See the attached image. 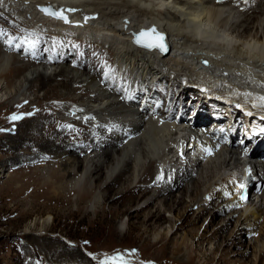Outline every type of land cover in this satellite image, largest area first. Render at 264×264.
<instances>
[{"label": "bare ground", "instance_id": "1", "mask_svg": "<svg viewBox=\"0 0 264 264\" xmlns=\"http://www.w3.org/2000/svg\"><path fill=\"white\" fill-rule=\"evenodd\" d=\"M5 2L14 5L20 14L0 12V40L5 38L7 42L0 45V125L8 126L0 128L5 133L0 134V146L13 148L12 153L28 149L29 157L33 156L30 163L39 157L67 156L51 166L44 164V168L43 162L31 163L21 175L17 172L6 176V170L0 168V178L9 180L7 200L15 203L13 212L21 211L24 217L35 206L48 211L56 206L61 211L84 212L94 218L106 213L123 214L129 226H137L148 235L145 250L167 254L179 251L171 234L200 221L216 208L209 223L186 230L185 239L198 238V247L203 246L210 227L226 215L220 220L225 225L212 234L217 241L225 239L220 233H225L236 218L237 232L231 233L233 241L228 245L239 247L247 235H253L256 258L252 262L238 258L230 263L264 264V246H259L264 235V164L251 159L252 177L263 185L256 192L257 201L241 202L235 177V169L241 165L242 141L264 147V117L241 111L208 90L184 87L186 80L200 78L210 89L217 83L216 88L230 97L250 96L248 87L264 90V0ZM40 6H53L67 14L71 23L80 25H64L49 18L37 9ZM33 17L38 25L33 21L27 24V18ZM4 23L10 29L4 30ZM141 28L163 33L170 52L163 55L135 46L131 32ZM17 37H23L25 47H30L24 56L9 53ZM69 41H78L77 49L70 48ZM90 46L100 52L93 61L92 55H83ZM21 76L22 80L16 81ZM165 83L174 88L163 100L167 91L161 88ZM40 90L43 97L36 94ZM79 94L85 100L79 101ZM187 97L191 103H187ZM161 100L165 101L162 107ZM20 106L24 113H15ZM14 113L17 119L12 120ZM159 116L168 122L183 118V125L186 119L194 125L214 118V127L223 123L217 133L227 132L238 144L226 147L208 162L200 157L189 161L186 142L197 141L199 130L183 132L181 140L177 137L180 130L176 131L171 123H158ZM83 155L86 157L82 159ZM19 158L15 155L11 159ZM2 189L0 202L4 201ZM26 205L30 209L21 210ZM167 212L175 214L169 227ZM194 213L197 215L193 221ZM50 215L33 241L30 236L38 224L28 226L23 234L29 237L27 246L46 237ZM258 227L259 234L255 231ZM218 246L221 249L222 244ZM218 251L216 248L209 256L204 254L208 257L203 264L212 263ZM247 254L241 252V256ZM65 256L78 258L69 251ZM195 257L187 264H194Z\"/></svg>", "mask_w": 264, "mask_h": 264}, {"label": "rangeland", "instance_id": "2", "mask_svg": "<svg viewBox=\"0 0 264 264\" xmlns=\"http://www.w3.org/2000/svg\"><path fill=\"white\" fill-rule=\"evenodd\" d=\"M5 1H3L4 3L2 2V4L0 5V7L2 8V6L5 4V7H3L2 9L0 8V12L8 16L10 14L19 16L20 13L15 9V6H8L7 2ZM7 7L8 9H6ZM9 9L11 11H9ZM5 11L8 13H5ZM32 21L34 22V17L27 18V24H32ZM33 24L38 25V22L36 23L35 21ZM3 28L4 30L10 29V26H7L4 23ZM4 39L5 38H1L0 45L7 43ZM50 40L56 45L60 44V41L56 39L50 38ZM24 41L25 39H23V37H17V39H15V43L13 44V50H9V53L12 52L16 54H22L24 56L25 52L30 50V47H25ZM75 42L76 43H74L73 41H69V47L77 49L78 41ZM14 47L16 49H14ZM85 53L83 54L84 56H87L89 54L92 55L93 61L99 55L100 52L97 47L90 46L87 48ZM47 55L48 53H46L45 51L44 56ZM71 58H73V56H71L70 59ZM88 63H90V60H85V64L88 65ZM57 65L58 64L55 65V68ZM26 74H28V72H26ZM23 77L24 76H21L19 80L16 81L22 80ZM53 83H56V81ZM216 84L217 83H213V85H211L213 86V88L210 89L209 86L202 83L200 78H194L190 79L189 81L186 80L184 87L192 91L208 90L215 96L219 95L220 100H223V102L227 104L233 103L241 111H244L246 113L250 112L248 114H252L258 117H264V101L259 99L260 97H264V91L258 92L259 90H254L252 89L253 87L249 88L247 86L248 89L252 92L250 96L246 95L245 97H230L229 94H226L225 92H222L218 88H216ZM173 88L174 87L172 85H168V83H165V86L162 85L161 89L163 91H167L166 93L164 92L162 96L163 100L166 99L168 90L169 92H172L171 90H173ZM10 89L11 88H9L8 91ZM122 89L125 88L123 87ZM36 94H38L40 97H43L44 93L42 90H40L39 92H36ZM79 95L81 96V94ZM1 98L2 95H0V99ZM78 99L79 101H83L85 100V97L81 96ZM163 100H161V107L165 102ZM176 101L177 104L181 105V101L179 98H177ZM186 101L187 103L192 102L190 99H188V97ZM67 106L68 105H65V107L63 106V108H66ZM34 108V111L41 113L40 109H36V107ZM22 112V106L18 107L15 111V113ZM69 112H73V110L70 109ZM15 113L10 116L11 119L15 116ZM190 114L191 113H189L188 111L187 116H189ZM13 126L9 127L13 128ZM1 127L3 129V127L8 126L0 125V128ZM2 129L0 131L1 135L4 133V130L2 131ZM20 148L21 147H19V150ZM10 149L12 150L13 148ZM10 149L8 147L3 148V146H0V168L6 170V176H10V174L14 176V174H16L17 172V174L20 175L22 173L25 174V172L29 170V166H31V163H36L37 161L43 162L41 168H44V164L45 166L47 164V166H51L52 164H56L60 161H63V159L67 157H65V155H61L60 157H39L38 160H31L30 163L29 158H32L33 156L29 157L30 151L28 149L21 148V150L18 152L19 154L16 152V154L12 153V151L10 152ZM15 155L20 156L19 159H15L18 160L16 162L15 160L11 159L12 156ZM80 157L83 159L86 157V155ZM81 171H83V168H81ZM8 182L9 180L7 179V177L0 178V190L4 188L2 189V198L4 201L0 202V264H103V262L109 257H113L116 255L122 256L126 264H187L190 262L193 256H196L194 264H203L204 261L206 262V258L211 254L210 252L215 251L216 248H218L219 251L215 256L216 259L210 264H231L230 262H232V260H236L238 258H243L244 260L252 262L256 258V253L254 251L256 247L254 243L255 236L253 235H247V237L244 238L243 242L239 247L228 245V243H232L233 241V237H230L231 233L234 230L235 233L237 232V228L235 229L237 223L236 218L233 220V224L229 226V229L225 233H220L221 235L226 237L225 239L221 238L218 241L214 239L215 235L212 234L214 233L216 228L219 229L223 225H225V223L221 224L220 220L226 215H221L220 217H218L215 221V225L210 227V230L208 232L209 238L207 241H205L203 246L198 247V238L193 239L191 236H187V240H189L187 241L185 239V233L187 234L186 230L189 231L195 227L199 228L203 224V227H205L207 223H209L213 215L217 213L216 208L210 209V212H208L200 221H194L197 214H192L194 222L190 226L179 230L173 236L172 234L170 235V238H173L174 242L178 244L177 246H175V248L178 247L179 249L178 253L176 252L177 250H175L174 252L163 254L154 249L145 250V242L148 240V235L137 226H129L128 218L126 215L123 214L106 213L101 214L97 218H94L92 217V215H88L84 212L70 213L66 210L61 211L56 206H52L51 211H48V209H44L41 206H35L34 211L31 212V214L25 215L24 217L23 215H21V211L14 213L13 208L15 207V203H13L12 201L9 202V200H7V198L10 196V190L6 188ZM252 201L253 199L251 198L249 203H252ZM197 208L198 206L196 205L194 210L197 211ZM29 209L30 205H26L21 208V210L27 211ZM72 209L75 210L74 208ZM239 209L237 208L238 213L240 212ZM50 213L51 217L49 219V226L47 227L46 237L43 238L38 244H30V246H27L26 243L29 237L25 238L23 234L27 232L28 226H31L36 222L38 224L37 230H35V234L30 236V239H32L33 241L38 237V234L36 233H38V231L43 230V221L48 217ZM165 217L167 219L166 226L169 227L171 225L169 220L175 218V214L167 212L165 214ZM122 231H124L125 234L121 233ZM255 231L259 234L260 227H258ZM262 239L263 242L260 243L259 246H264V235L262 236ZM218 244H222L221 249ZM58 245L60 246L58 247ZM196 247H198V250H196ZM223 249L224 251H222ZM260 249L261 247H258V251ZM66 251L75 252L78 255V258L76 257V259H74L73 256H71L72 258L69 256H65ZM245 251L249 252V254L241 256V252ZM223 252H225L226 254L224 255V257H222L221 260H218V258H220ZM204 254H207L208 256L206 257ZM116 264H119V262H116Z\"/></svg>", "mask_w": 264, "mask_h": 264}, {"label": "snow or ice", "instance_id": "3", "mask_svg": "<svg viewBox=\"0 0 264 264\" xmlns=\"http://www.w3.org/2000/svg\"><path fill=\"white\" fill-rule=\"evenodd\" d=\"M41 11H44L45 14L53 16L54 18L61 19L65 23H69L67 17L63 14V11L56 12L52 10L51 8H42ZM0 34H2V30H0ZM147 37V40H143L142 38ZM164 37L159 34L155 28L151 29L150 32H142L140 33V38L137 39V43L141 44L144 47L148 48H160L161 50H165V45L163 43ZM260 100L264 101V97H260ZM13 120L17 119V117H12ZM211 154V153H209ZM162 178V177H161ZM243 187V185H241ZM241 199H244L242 196ZM116 262H119V264H126L123 257L120 255H116L113 257H109L107 260L103 262V264H116Z\"/></svg>", "mask_w": 264, "mask_h": 264}, {"label": "water", "instance_id": "4", "mask_svg": "<svg viewBox=\"0 0 264 264\" xmlns=\"http://www.w3.org/2000/svg\"><path fill=\"white\" fill-rule=\"evenodd\" d=\"M42 8H51L52 10H54V11H56V12H59V11H57L53 6H40V7H38V10L39 11H41V9ZM44 15H46V16H48V17H52V18H54L53 16H50V15H47V14H45V12L44 11H41ZM64 14V13H63ZM66 17H67V19H68V21H69V23H65V24H67V25H76V23H71V21L69 20V17L66 15V14H64ZM54 19H56V20H61V19H57V18H54ZM153 29V28H152ZM150 30L151 29H144V28H142V29H140L138 32H131V36L133 37V43L135 44V45H137L138 47H140V48H143V49H146V50H149V51H153V50H161L160 48H148V47H144V46H142L141 44H138L136 41H137V39L138 38H140V33H142V32H150ZM156 30V29H155ZM157 31V30H156ZM158 32V31H157ZM159 34H161L163 37H164V40H163V43L165 44L166 43V41H167V37L163 34V33H160V32H158ZM143 40H147L148 38L147 37H144V38H142Z\"/></svg>", "mask_w": 264, "mask_h": 264}]
</instances>
